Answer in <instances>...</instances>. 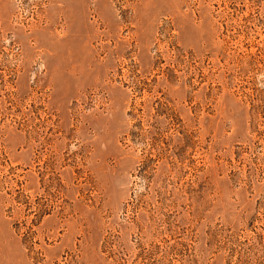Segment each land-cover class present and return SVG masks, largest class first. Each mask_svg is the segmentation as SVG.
<instances>
[{
  "label": "rangeland",
  "instance_id": "obj_1",
  "mask_svg": "<svg viewBox=\"0 0 264 264\" xmlns=\"http://www.w3.org/2000/svg\"><path fill=\"white\" fill-rule=\"evenodd\" d=\"M0 264H264V0H0Z\"/></svg>",
  "mask_w": 264,
  "mask_h": 264
}]
</instances>
